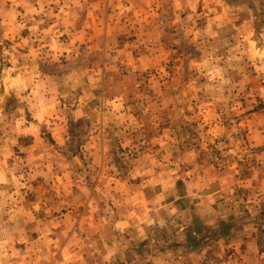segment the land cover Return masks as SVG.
<instances>
[{"label":"rangeland","instance_id":"rangeland-1","mask_svg":"<svg viewBox=\"0 0 264 264\" xmlns=\"http://www.w3.org/2000/svg\"><path fill=\"white\" fill-rule=\"evenodd\" d=\"M225 213L264 222V0H0V264H226Z\"/></svg>","mask_w":264,"mask_h":264},{"label":"crops","instance_id":"crops-1","mask_svg":"<svg viewBox=\"0 0 264 264\" xmlns=\"http://www.w3.org/2000/svg\"><path fill=\"white\" fill-rule=\"evenodd\" d=\"M221 190H207L209 195L214 196L213 197V201L215 200V196L216 193L220 192ZM224 191V190H223ZM249 200V199H248ZM239 201H241V199H239ZM247 200L244 202L245 206L248 205L246 204ZM214 203V202H213ZM234 204L230 203V202H225V207L223 208V210H227L228 208H232ZM236 205H243V204H239L236 202ZM210 206V205H209ZM213 206V204L211 205ZM240 209V207H239ZM230 212V211H229ZM216 220L213 219L211 220V222H208L207 224H213ZM224 222H228L230 224V231L228 232V234L226 235H216L214 243H216V245L219 247L223 246V247H230L232 246L234 249H236V251H238L240 254L238 256L235 257L234 260H232L231 256H227L228 260L226 264H229L230 262L232 263H237V260H239L238 264L243 261L242 264H244V262L247 260L245 257V254L247 252H241L240 247L244 244L247 247L250 248V252L254 251L256 249V254H255V258L259 260V253L257 255V252H259V248H258V240H257V236H256V232L258 229L264 228V222L263 223H259V222H243L241 223L240 220H236L235 216H231V214H224L222 216V220ZM240 221V222H239ZM142 223V224H141ZM141 223H136L135 225L139 226L137 228H135V233L137 234V237L139 239H145V237H147L146 231H145V221L142 219ZM171 223L168 225V228L171 227ZM173 229V228H172ZM176 229V228H175ZM178 229V228H177ZM150 235V233H148V236ZM110 243L112 244V241H110ZM115 246V245H113ZM110 249L112 250L113 248L110 247ZM210 249V246L208 244H204L201 245L199 247H195L194 249H191L187 254L189 257V262H191V264H201L200 262H202L208 253V250ZM117 250V249H116ZM109 251V250H108ZM113 254L110 258H114V256L116 255L114 253V249L112 250ZM263 253H261V259L263 257L262 255ZM187 258V257H186ZM188 262V263H189Z\"/></svg>","mask_w":264,"mask_h":264},{"label":"trees","instance_id":"trees-1","mask_svg":"<svg viewBox=\"0 0 264 264\" xmlns=\"http://www.w3.org/2000/svg\"><path fill=\"white\" fill-rule=\"evenodd\" d=\"M222 225L225 227L226 230H223V234H227L229 232V230L227 228H229L230 224L228 222H222Z\"/></svg>","mask_w":264,"mask_h":264}]
</instances>
